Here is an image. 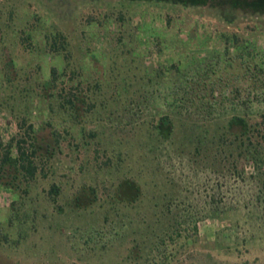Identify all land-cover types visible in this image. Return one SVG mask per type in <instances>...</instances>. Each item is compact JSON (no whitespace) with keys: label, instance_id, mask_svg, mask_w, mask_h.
Listing matches in <instances>:
<instances>
[{"label":"rangeland","instance_id":"obj_1","mask_svg":"<svg viewBox=\"0 0 264 264\" xmlns=\"http://www.w3.org/2000/svg\"><path fill=\"white\" fill-rule=\"evenodd\" d=\"M257 68L261 14L0 0L1 138L22 137L26 118L43 168L0 183V264H264V164L223 136L235 116L261 123ZM194 90L218 104L182 102Z\"/></svg>","mask_w":264,"mask_h":264},{"label":"trees","instance_id":"obj_2","mask_svg":"<svg viewBox=\"0 0 264 264\" xmlns=\"http://www.w3.org/2000/svg\"><path fill=\"white\" fill-rule=\"evenodd\" d=\"M129 1H144V2H165L172 4H179L185 7H205L210 6L212 8H217L225 14L226 11H236L241 10L244 13L251 14H261L264 15V0H129ZM222 17L225 18V15ZM229 22V19H226ZM259 73L264 74L262 68H257ZM208 73V72H207ZM207 75V74H206ZM59 78L58 70L53 68L51 70V80L47 83V89L56 88L58 85ZM264 80V79H263ZM264 86V81H262ZM200 86V85H198ZM193 89V88H192ZM59 97L63 99V104L67 105L70 109L77 110V103L79 102V97L72 93H67L65 89H62L58 93ZM255 100H259V95L254 94ZM241 97V93H239ZM204 95L199 92H189L186 97L182 99V102L191 100L193 103L198 105H207L211 109L218 104L215 103H205ZM229 100V99H225ZM243 105L247 106L250 101H241ZM261 123L255 125H250L247 120L243 117H233L229 124L225 127V132L223 136L231 135L235 139H238L240 149L245 148L248 151V160H252V163L257 166H262L264 164V155L259 151V148L264 144V114L261 115ZM161 123L169 128V136L173 133V121L167 115L161 118ZM21 128L25 130V133L19 139L14 138L8 144H5L1 138L0 134V183L6 180L8 177L12 178L13 182L19 180L20 177L24 178L27 183L32 182L37 179L38 175L43 172V168L39 164L38 150L35 146V129L32 124H28V120L24 118L21 123ZM256 135L260 140L254 141ZM206 136V135H205ZM198 136L195 149L200 151L205 145L206 137ZM223 139V138H222ZM208 141V140H207ZM59 142V140H57ZM263 149V148H261ZM260 149V150H261ZM252 150V151H251ZM9 186L14 184L6 183ZM11 184V185H10ZM11 186V187H12ZM50 196L54 203H57V197L59 196V189L53 186L50 190ZM81 201V198H77ZM81 206V205H79Z\"/></svg>","mask_w":264,"mask_h":264}]
</instances>
